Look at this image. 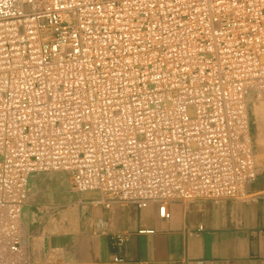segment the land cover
Instances as JSON below:
<instances>
[{"label":"built area","instance_id":"obj_1","mask_svg":"<svg viewBox=\"0 0 264 264\" xmlns=\"http://www.w3.org/2000/svg\"><path fill=\"white\" fill-rule=\"evenodd\" d=\"M263 91L264 0H0V264L33 263L39 172L163 218L248 198Z\"/></svg>","mask_w":264,"mask_h":264},{"label":"crops","instance_id":"obj_2","mask_svg":"<svg viewBox=\"0 0 264 264\" xmlns=\"http://www.w3.org/2000/svg\"><path fill=\"white\" fill-rule=\"evenodd\" d=\"M249 191L246 199L171 201L169 218L159 215L157 203L141 208L96 193L79 201L78 217L69 208L58 214V239L47 241L41 261L108 264L119 254L123 264H264V172ZM25 214V246L33 259L40 230Z\"/></svg>","mask_w":264,"mask_h":264},{"label":"rangeland","instance_id":"obj_3","mask_svg":"<svg viewBox=\"0 0 264 264\" xmlns=\"http://www.w3.org/2000/svg\"><path fill=\"white\" fill-rule=\"evenodd\" d=\"M255 105L261 107L259 111L261 115L257 123H255L253 114ZM248 111L254 143V155L258 169V178L255 181L257 182L264 172V115H262L264 114V91L252 94L249 100ZM63 176H66L65 180ZM65 194H71L75 197L72 198L69 196L67 198ZM93 195H96V193H83L74 189L72 178L67 172H39L32 177L30 202L25 216L30 218L32 226L40 230V232L36 234V238L33 237L35 243H32V245L39 250L35 248L37 249V256L33 258L32 264H44L41 261V253L45 249V244L48 242L55 243L56 239H58L57 235L60 231L55 221L58 214L61 213L63 209L69 208L72 209L74 215L78 217L79 211L77 207L79 206V201H81L82 198V200H84ZM32 245L31 247H33Z\"/></svg>","mask_w":264,"mask_h":264},{"label":"bare ground","instance_id":"obj_4","mask_svg":"<svg viewBox=\"0 0 264 264\" xmlns=\"http://www.w3.org/2000/svg\"><path fill=\"white\" fill-rule=\"evenodd\" d=\"M260 109H261V107L260 106H258V105H255L254 106V109H253V114H254V117H255V123H257V122H259V117H260V113H259V111H260ZM263 109V108H262ZM263 112V111H262ZM262 115H264V114H262ZM264 118V117H263ZM258 156V155H257ZM261 158V157H260ZM261 161V160H260ZM262 162V161H261ZM56 172V171H55ZM61 172H64V171H61ZM57 173H59V171H57ZM60 176H62V175H60ZM59 176V177H60ZM42 178V177H41ZM63 178H64V180L66 179V176H63ZM41 180V179H40ZM67 181V180H66Z\"/></svg>","mask_w":264,"mask_h":264}]
</instances>
